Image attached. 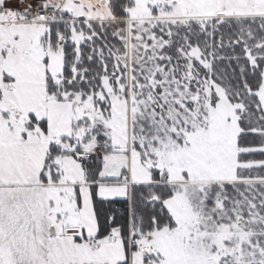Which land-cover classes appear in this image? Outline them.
Returning a JSON list of instances; mask_svg holds the SVG:
<instances>
[{"label":"snow or ice","instance_id":"1","mask_svg":"<svg viewBox=\"0 0 264 264\" xmlns=\"http://www.w3.org/2000/svg\"><path fill=\"white\" fill-rule=\"evenodd\" d=\"M0 264H264V0H0Z\"/></svg>","mask_w":264,"mask_h":264}]
</instances>
